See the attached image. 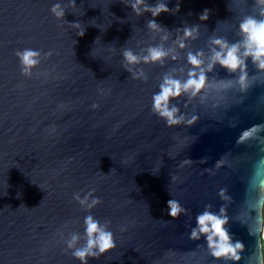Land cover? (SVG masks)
<instances>
[{"label":"water","instance_id":"1","mask_svg":"<svg viewBox=\"0 0 264 264\" xmlns=\"http://www.w3.org/2000/svg\"><path fill=\"white\" fill-rule=\"evenodd\" d=\"M247 20L264 21V0H0V264H264V69ZM234 45L243 72L215 60ZM190 73L204 86L169 99L183 119L168 126L153 97ZM204 211L226 218L238 260L212 254ZM87 217L114 246L81 260Z\"/></svg>","mask_w":264,"mask_h":264},{"label":"clouds","instance_id":"2","mask_svg":"<svg viewBox=\"0 0 264 264\" xmlns=\"http://www.w3.org/2000/svg\"><path fill=\"white\" fill-rule=\"evenodd\" d=\"M140 0H137L139 3ZM135 8V5H133ZM167 7L163 4H159L155 7V10L152 11V15L156 16L162 11H167ZM62 13H58L60 15ZM202 19L206 18L205 16L201 17ZM150 27H155V21H149ZM242 31L248 34V51L245 52V55H251L254 61H258V67L264 69V21L257 23L254 20H247L245 23L241 25ZM79 35H83L80 33ZM216 43H220L216 41ZM237 48L236 46H232L228 49L227 53L223 56L221 53L215 54V60L218 61L221 66L228 68L231 71H235L238 67L241 68L243 72V62L242 60L236 55ZM35 53L28 51L25 52L22 59L23 62L27 65L34 64L35 61L31 59ZM163 53L161 51L153 49L151 51V58L153 60L159 59ZM126 58L129 61H135V57L132 56L130 53L125 54ZM189 61L193 65H199L201 63L195 56L190 55ZM245 81V75L240 76V82L243 85ZM205 83V76L203 73L200 74L199 78H192V74L190 73V78L184 83L181 84L178 80H173L169 78H165V82L160 86L161 91L154 95L153 97V109L163 118L166 119L168 126H172L175 124H179L182 121L181 116H177V109L175 107L169 108L168 103L170 98L178 97L181 95L182 91L187 92L189 89H192V94L195 95L203 88ZM196 117H193L192 120L188 121V123H192ZM262 130V125L255 124L251 127L243 130L238 138L237 143H242L247 139L253 137L256 133ZM222 163V161H217V165ZM223 191V190H221ZM168 214L172 217L178 215L179 212L182 211L178 203L174 200L168 201ZM261 211H264L262 209ZM197 226L201 233H206L207 240L209 243V247L213 249V255L215 257L221 256H231L233 259H239L237 255V249L243 247L242 244L237 242L235 245L230 243V238L227 231L223 228L224 223H226V218H221L217 215L212 214L209 211H204L203 213L199 214L196 217ZM87 225L86 232L89 236L88 240V247L84 250L77 251L75 255L80 258L81 260L84 259L86 254H89V249L94 245L98 246V249L101 253L113 247V242L111 238V233L102 231L98 228L97 222H94L91 217H87L85 220ZM262 229V225H261ZM98 233L96 239H93V234ZM192 235L196 236L195 229L193 230ZM261 241H264V231L261 230L260 232V244ZM261 252L264 254V250Z\"/></svg>","mask_w":264,"mask_h":264},{"label":"trees","instance_id":"3","mask_svg":"<svg viewBox=\"0 0 264 264\" xmlns=\"http://www.w3.org/2000/svg\"><path fill=\"white\" fill-rule=\"evenodd\" d=\"M263 209H264V205H263ZM262 212H263V219H262V221H263V230L262 231H264V211H262ZM263 244H264V241H263ZM263 249H264V247H263ZM263 262H264V254H263Z\"/></svg>","mask_w":264,"mask_h":264},{"label":"built area","instance_id":"4","mask_svg":"<svg viewBox=\"0 0 264 264\" xmlns=\"http://www.w3.org/2000/svg\"><path fill=\"white\" fill-rule=\"evenodd\" d=\"M262 230H263V227H262Z\"/></svg>","mask_w":264,"mask_h":264}]
</instances>
